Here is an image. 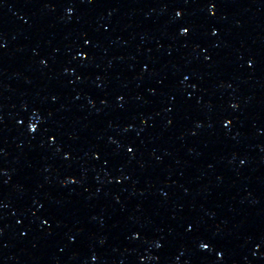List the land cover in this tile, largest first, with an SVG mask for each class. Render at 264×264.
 <instances>
[{"label": "water", "instance_id": "obj_1", "mask_svg": "<svg viewBox=\"0 0 264 264\" xmlns=\"http://www.w3.org/2000/svg\"><path fill=\"white\" fill-rule=\"evenodd\" d=\"M0 264H264V0H0Z\"/></svg>", "mask_w": 264, "mask_h": 264}, {"label": "snow or ice", "instance_id": "obj_2", "mask_svg": "<svg viewBox=\"0 0 264 264\" xmlns=\"http://www.w3.org/2000/svg\"><path fill=\"white\" fill-rule=\"evenodd\" d=\"M210 10H211V9H210ZM179 15H180V13L178 12V13H177V16H179ZM183 31H184V33H186V32L188 31V29L185 28ZM214 34H215V33H214ZM226 126H227V125H226ZM30 130H31V131H35V128H34V127H30ZM128 151L131 152V151H133V149L129 148ZM200 247H201L202 249H205V248L208 247V245L202 243V244L200 245Z\"/></svg>", "mask_w": 264, "mask_h": 264}]
</instances>
